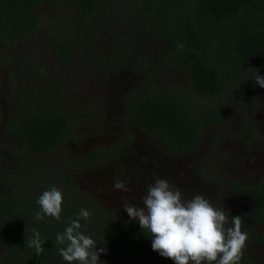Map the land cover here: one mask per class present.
<instances>
[{
	"label": "rangeland",
	"instance_id": "374dc122",
	"mask_svg": "<svg viewBox=\"0 0 264 264\" xmlns=\"http://www.w3.org/2000/svg\"><path fill=\"white\" fill-rule=\"evenodd\" d=\"M36 13L43 22L32 36L0 44L4 57L0 66L1 176L20 174L23 184L36 190L41 179L57 173L132 226L139 223L128 216L122 201L143 207L140 198L148 185L166 178L186 198L202 195L214 207H223L229 221L230 213L236 212L252 224L248 198L241 188L264 182V88L254 80L256 72L264 77V63L252 78L238 79L221 96L204 99L187 86L169 44L131 26L130 15L119 10L92 17L83 33L68 38L73 56L62 63L53 43L68 32L60 24L68 7L60 0L45 2ZM45 14L54 18L47 20ZM182 86L183 96L193 105L216 107L223 118L202 128L192 153L178 156L137 126L130 111L142 91ZM55 111L67 114L68 129L47 154L26 148L16 127H11L15 124L9 123L20 115ZM245 126L255 131V138H245ZM95 152L99 154L93 161ZM116 181L124 182L131 192L114 190ZM61 187L66 194L72 191L68 185ZM6 192L7 186L0 182V196ZM252 227L263 239L241 229L248 240L240 264H264V221ZM2 255L0 249V264H6Z\"/></svg>",
	"mask_w": 264,
	"mask_h": 264
},
{
	"label": "trees",
	"instance_id": "16d2710c",
	"mask_svg": "<svg viewBox=\"0 0 264 264\" xmlns=\"http://www.w3.org/2000/svg\"><path fill=\"white\" fill-rule=\"evenodd\" d=\"M54 1L0 0V44H13L32 36L43 22L36 13L37 8ZM60 1L68 10L70 8L68 17L60 22L67 26L68 32H65L64 39L53 43V51L60 62L67 63L73 56L68 38L71 39L78 31L83 33L91 25L89 20L97 16L94 9L99 0ZM133 2L135 14L130 15L132 23L142 25L139 26L142 30L169 44L172 59L186 76L187 86L204 99L221 96L238 79L252 78L253 72L264 63V0ZM140 9L143 11L138 14ZM44 16L47 20L54 18L51 14ZM3 61L4 57L0 55V66ZM142 70L143 66H138L137 72ZM184 88L142 91L134 98L130 111L137 126L178 156L194 151L202 128L223 118L216 107L193 105L188 97L183 96ZM20 116L9 123L15 124L11 127H16L25 147L37 154L51 152L66 136L69 121L63 111ZM243 135L250 139L255 133L245 126ZM98 154H92L93 161ZM21 178L20 174L0 175V182L8 190L0 196V249L6 264H68L59 252V248L66 245H57L56 236L78 218L81 208L91 214L87 221H79L81 231L97 242V249H107L99 257L103 264H174L173 260L152 249V237L147 229L114 219L95 200L74 189L66 177L53 173L48 179H41L36 190L27 186V182L23 184ZM63 184L72 189L71 193L66 194L62 190ZM262 185L244 189L249 212L257 221L264 219V182ZM51 187H56L63 194L59 222L46 215L43 220L35 218V213L41 211L37 202L40 195ZM230 216L240 215L231 212ZM241 220V229L256 237L250 222L243 216ZM33 229L45 241L42 245L44 252L40 255L26 244V240L34 238Z\"/></svg>",
	"mask_w": 264,
	"mask_h": 264
},
{
	"label": "clouds",
	"instance_id": "9594fccd",
	"mask_svg": "<svg viewBox=\"0 0 264 264\" xmlns=\"http://www.w3.org/2000/svg\"><path fill=\"white\" fill-rule=\"evenodd\" d=\"M254 80L264 88V77L256 72ZM113 188L131 192L121 181H116ZM140 199L143 207L126 200L122 201V206L131 219L137 220L143 230H148L152 249L161 256L173 260L174 264H240L248 240V234L241 231V216H234L229 221L223 207H214L199 194L186 198L166 178H158L149 184ZM37 202L41 208L35 213L37 220H43L46 215L60 221L61 190L51 187L40 195ZM90 215L88 210L81 208L78 218L56 236L57 245H66L60 247L59 252L68 264H103L99 257L107 249H97V242L81 231L79 221H87ZM33 236V239L26 240V244L40 255L44 252L42 245L45 241L35 229Z\"/></svg>",
	"mask_w": 264,
	"mask_h": 264
},
{
	"label": "flooded vegetation",
	"instance_id": "af4514ba",
	"mask_svg": "<svg viewBox=\"0 0 264 264\" xmlns=\"http://www.w3.org/2000/svg\"><path fill=\"white\" fill-rule=\"evenodd\" d=\"M96 2H97V0H96ZM137 8H139V7H137ZM119 10L122 12V13H124V14H126V16H128V15H134L135 14V6H134V2H133V0H99L98 1V3H96V8L94 9V14L95 15H103V14H112V13H114V14H117V13H119ZM142 9H140V11L138 12V14L140 13H142ZM68 12H70V8H69V10H68ZM132 20H133V18L131 19L130 17H129V22H131V26H135V24L134 23H132ZM136 26H142V25H139V24H137ZM257 71V70H256ZM255 71V72H256ZM250 128V127H249ZM250 129H252V128H250ZM253 130V129H252ZM254 131V130H253ZM254 133H255V131H254ZM256 137V133H255V135L253 136V137H250V139L249 140H251V139H253V138H255ZM243 138V137H242ZM199 142H200V139H199ZM199 142H198V144H199ZM198 144H197V146H198ZM197 146H196V148H197ZM195 148V149H196ZM194 149V150H195ZM193 152V151H192ZM192 152H190V153H192ZM189 153V154H190ZM185 155H187V154H185ZM183 156V155H182ZM97 159L98 158V156L97 157H93V159ZM261 186H263L262 185V182L261 183H259V184H256L254 187H261ZM248 188V187H247ZM250 188V187H249ZM242 190H244L245 189V187H242L241 188ZM241 190V191H242ZM114 219H116L115 217H114ZM253 219V222H252V224H251V226L254 224V226H260L262 223H263V221H264V219H262V220H260V221H257L255 218H252ZM118 220V219H117ZM121 221H123V222H126V223H129L130 224V222H128V221H124V220H121ZM132 226V225H131ZM243 230V229H242ZM255 230V229H254ZM256 231V230H255ZM256 234H257V236H256V238H258L259 240H262L263 239V237H262V234H260L259 232H257L256 231Z\"/></svg>",
	"mask_w": 264,
	"mask_h": 264
}]
</instances>
